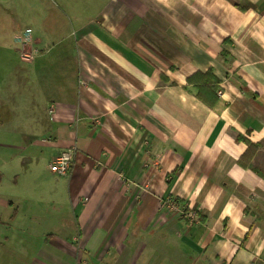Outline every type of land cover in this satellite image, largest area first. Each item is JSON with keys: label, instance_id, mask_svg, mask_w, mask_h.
I'll return each instance as SVG.
<instances>
[{"label": "crops", "instance_id": "0c3cea01", "mask_svg": "<svg viewBox=\"0 0 264 264\" xmlns=\"http://www.w3.org/2000/svg\"><path fill=\"white\" fill-rule=\"evenodd\" d=\"M51 1L0 30L34 55L0 146L73 165L0 196V264H264V0Z\"/></svg>", "mask_w": 264, "mask_h": 264}, {"label": "rangeland", "instance_id": "374dc122", "mask_svg": "<svg viewBox=\"0 0 264 264\" xmlns=\"http://www.w3.org/2000/svg\"><path fill=\"white\" fill-rule=\"evenodd\" d=\"M47 5L53 7V1L0 0V30L8 28L7 23L11 20L27 21L29 19L32 20L35 17H39L38 12H41L40 9ZM27 11L30 13L36 11V13L30 14V17H28L26 14ZM53 15H55V13H51V16ZM14 46L15 45L8 41L0 44V97L2 98V102L0 104V131H13V128L15 127L13 123V118L15 117L14 109L12 108L13 102L10 101L12 100L13 87L16 86L15 74L20 72L22 67L26 66V63L24 65V63L19 60L21 57H19V52L15 51ZM36 64L40 67L38 62ZM26 68H30L29 65L26 66ZM23 71L24 70H22V72ZM31 83L32 85H36L34 79L31 80ZM30 94H34V97H38L40 92L38 89L34 88V90L30 91ZM31 110L35 112L34 117H44L42 109H40L38 106H35V108ZM19 119L28 121V116L22 115ZM31 127H34L33 122H24L20 126V128L27 131H29ZM11 135L12 133H10V136ZM2 140L15 144H23L25 142L16 140L14 141V139L9 138H4ZM34 150L38 151V154L34 156L39 158L33 157L32 161L29 163L26 162L27 158L30 159V157L26 155L27 153H24L21 150L5 149L4 147L0 146L1 197L14 201V198L22 196V198H39L44 201V199H52V197L59 195L58 191L54 189V183L61 176H58L51 171V163L47 159L48 155L46 153H44V155L40 154L38 148ZM37 168H40V170L36 173ZM27 205L28 204L25 202L22 204L23 207H26ZM9 207L11 212H13L17 205H9ZM39 207L41 210H43L42 207L44 206L39 204ZM33 210V212H37V214L39 213L38 209L36 210L35 207ZM3 212V210H0V216H3ZM11 214L12 213H8V216H11ZM7 218L8 217L5 214L3 220H6ZM39 222L40 220L34 221L33 227L35 229L39 228ZM4 228L5 227L3 225H0V229Z\"/></svg>", "mask_w": 264, "mask_h": 264}, {"label": "built area", "instance_id": "2783aa9c", "mask_svg": "<svg viewBox=\"0 0 264 264\" xmlns=\"http://www.w3.org/2000/svg\"><path fill=\"white\" fill-rule=\"evenodd\" d=\"M20 56H21V59L24 61H31L34 58V55L31 52H27V51H22ZM53 110L54 109L51 107L49 109L50 113H53ZM74 150H75V147L69 148L66 152L62 153L60 156H58L53 161V163L51 165V169H52L53 173H55L59 176L69 175L71 168H72V165H73ZM163 206H165L166 209L169 212H171L173 215H177L179 217H187L189 219L194 218V214L189 213L187 211V207L182 206L179 203L178 199L168 198L163 202Z\"/></svg>", "mask_w": 264, "mask_h": 264}, {"label": "trees", "instance_id": "16d2710c", "mask_svg": "<svg viewBox=\"0 0 264 264\" xmlns=\"http://www.w3.org/2000/svg\"><path fill=\"white\" fill-rule=\"evenodd\" d=\"M206 75H209V74H206ZM200 77L202 78L203 76H200ZM189 81H191V80H189ZM199 95H200V92H199ZM215 99H216V98H214V100H215ZM250 147H251V144L249 143V147H248L246 153L243 155V158H244V156L248 153V150H249ZM241 163H242L244 166H248V167L254 169V167H253L252 165H249V164L247 165V164L244 163V161L242 162V158H241Z\"/></svg>", "mask_w": 264, "mask_h": 264}]
</instances>
